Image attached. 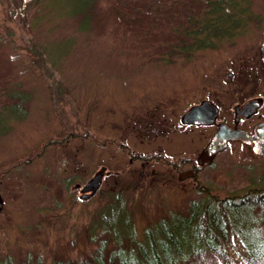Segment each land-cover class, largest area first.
Wrapping results in <instances>:
<instances>
[{
	"label": "rangeland",
	"instance_id": "1",
	"mask_svg": "<svg viewBox=\"0 0 264 264\" xmlns=\"http://www.w3.org/2000/svg\"><path fill=\"white\" fill-rule=\"evenodd\" d=\"M50 2L53 8L44 3L26 20H9L10 3L0 2V253L18 264L83 258L90 247L80 230L100 203L97 195L81 202L76 184L101 171L105 185L117 170H147L130 204V229L148 249L165 222L175 229L174 219L189 216L192 201L204 197L177 169L179 183L165 178L173 165L201 167V184L219 197L264 187V155L233 140L207 156L215 128L182 120L209 99L221 109L217 121L234 126L238 95L262 101L246 128L264 117V79L251 65L264 50V0H251L261 24L191 58L167 51L170 61L156 44L174 35L158 20L192 13L200 1L96 0L87 29L70 12L71 0ZM72 175L81 178L66 187ZM238 223L257 226L264 240V202L239 206ZM194 224L185 226L192 244ZM182 262L222 264L209 252Z\"/></svg>",
	"mask_w": 264,
	"mask_h": 264
},
{
	"label": "trees",
	"instance_id": "2",
	"mask_svg": "<svg viewBox=\"0 0 264 264\" xmlns=\"http://www.w3.org/2000/svg\"><path fill=\"white\" fill-rule=\"evenodd\" d=\"M5 1L0 0L4 4ZM71 1L70 12L78 15L80 20L85 22V28H89L96 0ZM196 1L202 4L199 7L195 6L194 12H180L171 19H162L161 22L158 20L167 32L169 29L174 35V38L156 44L163 50L161 55L163 61L169 60L168 54L191 58L202 50L217 49L220 43L233 41L238 34L244 33L251 24H261L262 16L251 8V0ZM8 2L9 20H13L16 15L26 20L30 13H34V9L44 3L53 6L50 0ZM151 18L154 23L157 22L156 17ZM31 48L39 58L43 57L39 48L33 44ZM251 65L257 72L256 76L264 79L263 48ZM174 170L175 168L171 167L168 171L172 177L165 175V178L176 185L180 181ZM147 174V170L141 165L138 169L117 170L111 183L103 185V179L100 188L94 194L98 196L100 204L91 212L92 217L80 230L82 240L90 247V251L86 252L84 249L81 259H74L68 255L65 259L54 261L52 264H182L185 257L190 261L206 252L215 255L222 264H262L264 240L261 230L255 225H240L238 207L264 202V187L250 188L239 199L233 194L219 197L208 188L201 189L204 197L192 201L190 215L178 217L177 220L174 216L175 229L165 222L166 226L160 229L158 239L152 240L148 249L137 239L136 232L130 229L136 214L130 204L135 198L134 193L141 190L140 185L143 184L141 181ZM151 177H157V174L153 173ZM76 178L81 177L72 175L65 180V186L69 187ZM94 195L82 199L81 202H89ZM74 201L77 202L76 199ZM192 223H195L194 227L197 229L195 234L197 242L193 244L185 228ZM0 264L18 263L13 262L9 253L4 255L0 253ZM19 264L28 263L23 261Z\"/></svg>",
	"mask_w": 264,
	"mask_h": 264
},
{
	"label": "water",
	"instance_id": "3",
	"mask_svg": "<svg viewBox=\"0 0 264 264\" xmlns=\"http://www.w3.org/2000/svg\"><path fill=\"white\" fill-rule=\"evenodd\" d=\"M260 105L259 99H251L242 107L236 106V118L239 115L249 116ZM218 109L209 101H204L199 105L189 108L183 115L182 120L186 123H210L213 122ZM241 138L247 143L252 144L253 151L256 154L264 155V121L260 122L254 133H250L244 128L231 127L225 122L218 124L216 132L211 137L207 147V156L213 155L224 150L229 141ZM104 171H101L90 178L83 186L80 183L76 187H81V198L88 199L93 196L100 188L103 181ZM2 209V201L0 199V211Z\"/></svg>",
	"mask_w": 264,
	"mask_h": 264
},
{
	"label": "flooded vegetation",
	"instance_id": "4",
	"mask_svg": "<svg viewBox=\"0 0 264 264\" xmlns=\"http://www.w3.org/2000/svg\"><path fill=\"white\" fill-rule=\"evenodd\" d=\"M239 89V88H238ZM251 99H254V98H251ZM251 99H248L247 101H245V102H243V100H242V97H240L239 95H238V107H242L246 102H248L249 100H251ZM260 100V99H259ZM204 101H209L210 103H212L214 106H216V108L218 109V111H217V114H216V116H215V119H214V121L213 122H210V123H188V125H196V126H202V127H210V126H212L213 128H215L214 129V133L216 132V130H217V127H218V124L220 123V122H223V121H217V118H218V116L220 115V112H221V109H220V107L218 106V105H216L215 104V102L212 100H209V99H202L201 101H199V102H197V103H195L194 105H199V104H201V103H203ZM194 105H192V106H194ZM262 105V101L260 100V105L255 109V111L251 114V115H249V116H243V115H239L238 114V118H236V106H235V118H234V120H235V125L234 126H231V127H238V128H244V129H246V130H248L250 133H254L255 131H256V128H257V126H258V124L260 123V122H262V121H264V117L263 118H259L256 122H255V125L251 128V129H248V128H246V126H244V121H248L247 123H249V121H252L253 120V117H254V115H255V113H257L258 112V110H259V108H260V106ZM191 106V107H192ZM191 107H189V108H191ZM188 108V109H189ZM187 109V110H188ZM186 123V122H185ZM226 123V122H225ZM252 123H253V121L251 122V125H252ZM228 124V123H227ZM238 124V125H237ZM254 124V123H253ZM229 125V124H228ZM213 133V134H214ZM237 140H241V141H243V142H245L244 140H242L241 138H238ZM230 142V141H229ZM245 143H247V142H245ZM249 146H251L252 147V144H250V143H247ZM253 149V148H252ZM218 153V152H217ZM216 154V153H215ZM258 155H260V154H258ZM186 163H189L188 162V160H187V162ZM178 164V163H177ZM190 169H188L187 171H182L180 168H179V164L178 165H173V167L175 168V169H177L178 171H179V173L181 174V177L184 179V178H189V177H191L193 180H194V182H195V186L197 187V189H206V187L204 186V185H202L201 184V181H200V179L198 178V175H199V173H200V169L199 168H201V167H197L194 163H191L190 165Z\"/></svg>",
	"mask_w": 264,
	"mask_h": 264
}]
</instances>
